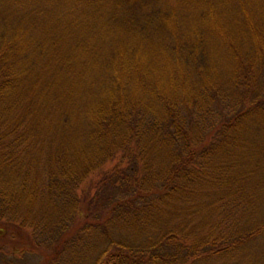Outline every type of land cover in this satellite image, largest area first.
Instances as JSON below:
<instances>
[{
	"label": "trees",
	"instance_id": "1",
	"mask_svg": "<svg viewBox=\"0 0 264 264\" xmlns=\"http://www.w3.org/2000/svg\"><path fill=\"white\" fill-rule=\"evenodd\" d=\"M0 236L264 264V0H0Z\"/></svg>",
	"mask_w": 264,
	"mask_h": 264
},
{
	"label": "rangeland",
	"instance_id": "2",
	"mask_svg": "<svg viewBox=\"0 0 264 264\" xmlns=\"http://www.w3.org/2000/svg\"><path fill=\"white\" fill-rule=\"evenodd\" d=\"M23 232L27 233V230H25V231L23 230ZM5 244H6L5 240L0 236V249H2V247L5 246ZM23 253H24V256H23L24 258L21 259L20 261L23 260L24 262L20 263V264H29L31 262H35L40 257V255L37 252H34V251L25 250ZM11 256L16 257L17 253H12L10 256L7 254V258H11ZM3 257H5V255ZM0 264H3V262H2V253L0 254Z\"/></svg>",
	"mask_w": 264,
	"mask_h": 264
}]
</instances>
